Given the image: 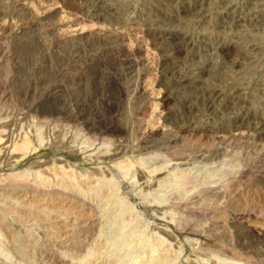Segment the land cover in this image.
<instances>
[{
	"label": "rangeland",
	"instance_id": "1",
	"mask_svg": "<svg viewBox=\"0 0 264 264\" xmlns=\"http://www.w3.org/2000/svg\"><path fill=\"white\" fill-rule=\"evenodd\" d=\"M263 171L264 0H0V264H264Z\"/></svg>",
	"mask_w": 264,
	"mask_h": 264
},
{
	"label": "bare ground",
	"instance_id": "2",
	"mask_svg": "<svg viewBox=\"0 0 264 264\" xmlns=\"http://www.w3.org/2000/svg\"><path fill=\"white\" fill-rule=\"evenodd\" d=\"M98 1V0H97ZM98 5V4H97ZM103 8V7H102ZM105 8V7H104ZM189 9V8H188ZM82 34V33H81ZM80 34V35H81ZM164 34V33H163ZM168 37V36H167ZM185 37V36H184ZM179 40V39H178ZM195 40V39H194ZM170 43V42H169ZM176 43V42H175ZM180 44V43H179ZM172 45V44H171ZM138 48V47H137ZM123 49H125V48H123ZM185 50V49H184ZM234 50V49H233ZM126 51V50H125ZM124 51V52H125ZM136 51V50H135ZM169 51V50H168ZM232 50H231V48H230V46H225V48H224V52L226 53V54H230V52H231ZM127 52V51H126ZM132 52H134V50L133 49H131L130 51H128V55H130ZM137 52V51H136ZM126 59L127 60H129V62L132 60L131 58H127L126 57ZM131 59V60H130ZM173 59V58H172ZM173 62V61H172ZM132 63V62H131ZM211 71V70H210ZM201 81V80H200ZM175 82V84H174V86H176V87H179V86H182V87H202L203 88V85H202V83H200L197 79H195V78H192V77H181V78H179V79H177V80H175L174 81ZM181 88V87H180ZM186 89V88H185ZM205 89L207 90V88L205 87ZM212 89V88H211ZM211 93H212V95L215 97V98H219V97H221L222 96V93L220 92V90L218 91V90H211L210 91ZM223 92V91H222ZM185 93V92H184ZM210 93V94H211ZM178 94V93H177ZM194 94V93H193ZM209 94V93H208ZM213 100H214V98H212ZM234 100V99H233ZM220 101V100H219ZM187 103V102H186ZM210 104H211V102H210ZM214 105V104H213ZM185 106H186V104H185ZM194 106H192V104H188L187 106H186V109H191V108H193ZM196 109V108H195ZM195 111V110H194ZM177 119V118H176ZM181 119V118H180ZM183 119V118H182ZM173 121V120H172ZM179 122V121H178ZM190 123V122H189ZM123 126V125H122ZM262 127V126H261ZM122 129H124L125 130V128H122ZM158 129V128H157ZM194 128H192L191 127V125H186L185 127H183L182 128V130H181V132L182 133H185V132H188V131H190V132H192L191 130H193ZM257 129V128H256ZM195 130V129H194ZM197 131V130H196ZM238 131V130H237ZM195 132V131H194ZM261 133V132H260ZM172 135V134H171ZM232 136H234V137H241L242 136V134L240 133V132H238L237 134H233ZM173 137V136H172ZM174 139V138H173ZM239 139V138H238ZM264 172V171H263ZM262 173V172H261ZM257 231V230H256ZM259 231H262L261 229H259Z\"/></svg>",
	"mask_w": 264,
	"mask_h": 264
}]
</instances>
